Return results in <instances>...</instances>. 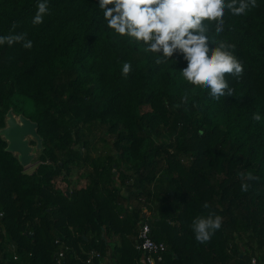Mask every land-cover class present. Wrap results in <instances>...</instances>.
I'll use <instances>...</instances> for the list:
<instances>
[{
	"label": "trees",
	"instance_id": "trees-1",
	"mask_svg": "<svg viewBox=\"0 0 264 264\" xmlns=\"http://www.w3.org/2000/svg\"><path fill=\"white\" fill-rule=\"evenodd\" d=\"M38 2L0 0V36L15 25L33 42L0 45V129L13 108L44 147L27 173L0 138V264H56L61 252L88 264L92 251L101 258L90 264H138L145 222L167 246L158 264H264V0L239 16L225 9L223 33H209L244 68L219 100L184 79L179 52L158 65L144 42L109 29L100 0H47L33 25ZM110 138L114 151L98 149ZM240 172L258 177L247 192ZM209 212L222 226L201 244L191 224Z\"/></svg>",
	"mask_w": 264,
	"mask_h": 264
},
{
	"label": "clouds",
	"instance_id": "clouds-1",
	"mask_svg": "<svg viewBox=\"0 0 264 264\" xmlns=\"http://www.w3.org/2000/svg\"><path fill=\"white\" fill-rule=\"evenodd\" d=\"M99 7L108 28L120 36L144 42L145 51L158 54L156 64L168 62L174 53L179 52L188 64L180 71L186 81L210 89L211 97L216 100L233 96L234 90L226 75L239 78L244 71L242 63L233 55L236 46L223 40L212 41L209 33L213 29L216 36L223 33L225 9L239 16L250 7H257L256 0H230L228 3L225 0H100ZM47 13V0H41L32 19L33 25L42 24ZM205 21L209 23L205 24ZM14 29L15 25L13 34L0 36V45L22 43L25 49H31L33 42L25 33H15ZM210 41L215 45L211 54ZM131 67L130 63H123L125 77ZM184 99L186 102L187 96ZM252 119L260 121L261 116L257 112ZM238 176L242 192L249 191V182L258 179L251 172H240ZM204 207L209 208V205L205 203ZM221 226L222 217L214 212L197 216L191 224L195 239L201 244L209 242Z\"/></svg>",
	"mask_w": 264,
	"mask_h": 264
},
{
	"label": "water",
	"instance_id": "water-1",
	"mask_svg": "<svg viewBox=\"0 0 264 264\" xmlns=\"http://www.w3.org/2000/svg\"><path fill=\"white\" fill-rule=\"evenodd\" d=\"M38 128L36 122L23 114L16 115L11 108L6 114L5 127L0 129V138L7 142L5 151L15 155L25 170L33 166L37 153L44 149Z\"/></svg>",
	"mask_w": 264,
	"mask_h": 264
},
{
	"label": "built area",
	"instance_id": "built-area-1",
	"mask_svg": "<svg viewBox=\"0 0 264 264\" xmlns=\"http://www.w3.org/2000/svg\"><path fill=\"white\" fill-rule=\"evenodd\" d=\"M0 223L4 218V212L0 210ZM136 250L140 253V261L138 264H158L164 261L165 254L167 253V246L162 242H156L151 236V227L148 223H141L139 227ZM101 255L92 251L88 255L87 263H92L95 259H100ZM17 259V257H15ZM64 253L58 254L56 264H64ZM260 264L256 258L251 260V264Z\"/></svg>",
	"mask_w": 264,
	"mask_h": 264
},
{
	"label": "rangeland",
	"instance_id": "rangeland-1",
	"mask_svg": "<svg viewBox=\"0 0 264 264\" xmlns=\"http://www.w3.org/2000/svg\"><path fill=\"white\" fill-rule=\"evenodd\" d=\"M27 104H29V105H27V106H30V107H28V109H27V114H30L31 113V110H33V106H32V103L31 102H29V101H27ZM148 110V109H147ZM109 143L110 144H107V145H104V144H98L97 146H98V149H102L103 151H105V152H110L111 150L112 151H114L113 149V139L112 138H110L109 139ZM39 153L40 152H38L37 153V156H36V159H35V161L33 162V166L32 167H30V168H28V169H26V172L27 173H33V172H35L36 171V169H37V167H38V157H39ZM82 174H83V170L82 169H77V168H75L74 169V174H73V177H72V181L74 182V185L76 186V187H78V188H80L82 185H84V183H85V180L82 178ZM81 175V176H80ZM114 242H115V240H114Z\"/></svg>",
	"mask_w": 264,
	"mask_h": 264
}]
</instances>
